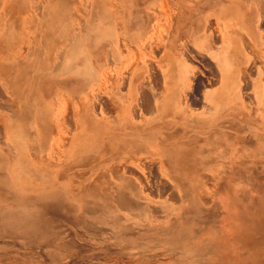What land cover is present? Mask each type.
<instances>
[{
    "label": "rangeland",
    "instance_id": "1",
    "mask_svg": "<svg viewBox=\"0 0 264 264\" xmlns=\"http://www.w3.org/2000/svg\"><path fill=\"white\" fill-rule=\"evenodd\" d=\"M192 1L0 0V264H264V143L249 137L262 131L245 122L225 131L256 156L230 155L234 138L193 134L167 140L172 150L157 157L133 155L136 170L128 172L147 206L138 214L111 202L118 184L95 195L102 168L124 171L126 149L157 141L143 132L154 122L146 105H157L149 71L161 72V35ZM207 1L206 16L225 6L208 9ZM152 32L156 53L147 44ZM130 80V113L146 121L136 119L130 135L124 124L111 140L103 103L122 98ZM163 111L175 115L172 105Z\"/></svg>",
    "mask_w": 264,
    "mask_h": 264
},
{
    "label": "crops",
    "instance_id": "2",
    "mask_svg": "<svg viewBox=\"0 0 264 264\" xmlns=\"http://www.w3.org/2000/svg\"><path fill=\"white\" fill-rule=\"evenodd\" d=\"M202 2H203V0H195V1H192V3L188 2V4H186V5L189 6V8H192V11L188 12V14L186 15L185 18L184 17L177 18V21L175 22L176 28H167L165 34L163 33L164 36L161 35V38L163 41L162 45H164L167 41V43L169 44V46L167 47V49H169L168 51H171L170 49H174V48L182 50V52L185 55L183 54L182 55L183 57H181V58L183 61H185V64H188V65H196V67L198 66V64L204 65V63L200 61L201 60L200 58L193 56L195 54L193 51H195L196 53H201V55H205V54H202V50L206 48V42L208 40V39L206 40V37H207L206 33L207 32L210 33V35L212 36V37L209 36L210 43H211L212 47L216 50L219 49V51H221L223 54H225V56H223L224 57L223 60H220L221 68H220V72H219L220 77H221V75L224 76L223 77L224 78L223 79V81H224L223 85L219 84L217 86L210 87V88L207 86L204 89L202 85L204 84L205 78H207V77L209 78L208 74H207L208 76H202L201 74H197L196 77H197L199 83L197 81L194 82L191 78V75L189 76V79L187 81V84H188L187 88L188 89L186 88V90L182 93V98L184 100L183 99L181 100V97L179 100L180 101L179 104L180 105L182 104L181 106H183L185 108L184 113L191 115L190 119L187 121V125H188V126L186 125L187 130L189 129V131H191L192 129L200 127V125L198 123L204 122V114L203 113H205V111H207L208 108H210L211 111L215 109V112H219V111H221V109L226 108V110H228L230 113H233L234 111L237 112L239 110L238 112H240L239 113L240 115L239 114L237 115L238 118H240L241 115L248 116V121H244L241 117L240 118L241 122H245V123L249 124V126L251 128L264 130V120H263L264 119V113H263L264 112V95L262 97H258V99L262 103L260 105V107L258 109H254L255 106H252L253 109L251 110V108H250L251 104L248 102L247 98L244 99L245 98V92L243 89V85L241 84V80H242V77L244 74L243 73L241 74L239 72V69L242 66H243V68H245V67L248 68L247 66H249V65H255L254 67H259V69H264V59L259 62L260 63L259 65H257V62H258L257 60L259 58V56L257 54V49H261V50L263 49L264 50V21H263L264 20V10H263L264 9V0H227L226 2H224L222 0H217V2L213 1V0H208L205 3V7L208 9H211L216 4H220V5L225 4V6H224V8H222L220 10H214V11L210 12L207 16L203 14V10H204L203 8L204 7H203ZM178 3L179 2H177L176 4H178ZM178 5H180V4H178ZM251 5H253L255 7V9L252 8ZM243 8H246L245 12L242 11L241 14H239L240 10ZM182 16H184V15H182ZM243 16H245V17H243ZM221 21H222V23L220 24V28H218L217 27L218 22H221ZM261 23H262V27L260 26ZM214 25L216 27H214ZM193 26H194V28L196 27L197 33H195L196 31L194 32ZM190 27H192V28H190ZM211 27H213V29L216 28L217 29L216 31L219 35L215 32V30H211ZM259 27H261V28H259ZM241 28H247V30H250V31L248 34H244L243 29L241 31ZM251 28L255 29V32L257 34V41L260 44V47H259L257 41H255L256 35L254 33L251 35ZM213 31L215 33H213ZM224 32H227L228 35H226ZM157 35H158V39H159V34H156L155 32H152L151 37L154 38ZM221 35H222V39H221ZM219 39H221V40H219ZM216 41H217V43H216ZM71 45H73V41L71 42ZM157 46H159V42H158ZM191 48L193 49V51ZM244 52H246V53H244ZM261 53L263 54L262 57L264 58V51H262ZM187 56H188V59L186 60ZM192 60H194V61H192ZM217 65L219 66V63H217ZM260 65H262V66H260ZM243 68H242V70H243ZM232 70H233V72H232ZM227 74H229V75H227ZM198 76H200V77L202 76V77L200 78ZM257 76H258V74L254 73L252 76L250 75L248 77V79H249V81L254 82V81H256ZM225 77H227V78H225ZM262 77L264 78V73H263ZM199 79H202L203 81L199 80ZM200 81L202 82V84ZM262 81L264 84V80H262ZM191 86H192V88H191ZM195 86H196V89H194ZM197 88H198V90L201 91V93H200V91H198L199 93H197ZM191 89H193V90L190 91ZM206 91H207V93H209V91H214L216 96L210 97V99H209L210 101L206 99V100H202V102L197 104V99H199L201 96H203V94H205ZM229 93H230V95H229ZM250 93H251L250 97H253V99H254L256 97V95L252 91H250ZM190 94H191V96H190ZM227 95H229L230 97L225 99V96L228 97ZM232 95H234V97H235L234 100H232ZM174 96H175V94H173V91H171V92H168L166 94V96H164V98L161 99V101L156 100L157 106H155V107L152 106L153 108H151V109H153L155 112L153 111V114L150 115V118L152 119L156 115V113H159V112H160V115H163L162 113H164V111L162 112V108L164 106L172 105L173 110H177V109H175L177 107L174 108V99L172 101V98H175ZM220 97H223V99ZM193 99H195V100H193ZM166 100H167V103L165 102ZM194 101H195V103H194ZM246 107H247V109H246ZM242 108H244L246 110L245 113L241 112ZM156 109H160V110H156ZM198 110H200V111H198ZM228 111H226L225 115H223V114L220 115L221 112H220V114L218 113L219 119L226 118L228 113H229ZM201 112L203 115L198 116V114ZM174 113H176V112H174ZM167 116H170V115H167ZM249 117L254 120L252 123L249 121ZM237 120H239V119H237ZM232 123L235 124V121ZM175 124H177V122ZM175 124H174V127H172V128H177ZM235 125H237V124H235ZM255 133L256 132L249 135V137H253V135ZM152 145L153 146L156 145L155 142H154V144H151V146ZM205 152H207V150ZM215 154H216V152H215ZM253 156H255V155H253ZM153 157H156V156H151V158H153ZM122 160H123L122 162H124V164H125L124 167L125 168L127 167L126 169H124V171L122 169H120V171H119V169H117V167H114L115 168L114 169L113 166L109 167V169L102 168L101 172L96 176V179H95V180H97V177L99 178L98 181H100V184L96 185V188H101V190H100V192H96L95 195H99L100 198L103 196H104V198L106 197L104 189L102 190V188H103L102 186L105 184V182L111 186L118 184V187H116L118 189L117 190L118 194H116L112 198V200L117 202V204L120 203L117 206L119 208H124V210H126L128 212H131L130 214H132V215L138 214V211L140 209L142 210L144 207L147 208V206L144 205L143 196L140 193V189H139L138 185H136V183L133 181V179H134L133 173L129 172L128 174H126V172H128L129 169L136 170V164L138 163V158H136V156L129 155V156H126ZM121 166H123V165H121ZM112 169H114L115 171L113 170V172H112ZM116 171H118V172H116ZM154 172H155V170H154ZM102 176H103V178L105 176H111V177L117 176L119 182L117 183L113 180L106 181L103 178L101 179ZM95 180H94V183L96 182ZM119 183H120V185H119ZM90 191H92L91 188H90ZM113 193L114 194L117 193L116 190H115V192L113 191ZM109 199L111 200V197ZM138 202H140V203L142 202V203L140 204ZM135 203H136V206H139L138 208L134 205ZM137 203L140 205H137ZM91 204H93V203H91ZM96 205H97V203L95 204V206ZM91 208L94 209V207H91ZM142 213H143V211L141 212V215H142ZM143 215H144V213H143Z\"/></svg>",
    "mask_w": 264,
    "mask_h": 264
},
{
    "label": "bare ground",
    "instance_id": "3",
    "mask_svg": "<svg viewBox=\"0 0 264 264\" xmlns=\"http://www.w3.org/2000/svg\"><path fill=\"white\" fill-rule=\"evenodd\" d=\"M260 3V2H259ZM264 10V9H263ZM262 13V12H261ZM262 17V16H261ZM264 21V20H263ZM212 26V25H211ZM210 29V28H209ZM211 30H215V32L217 33V29L213 27H211ZM224 31V30H223ZM213 31V33H215ZM221 32V31H220ZM226 35L227 32H224ZM233 33V32H232ZM218 34V33H217ZM207 37H206V48L202 50V54H205V55H201V53H196L195 51H192L195 53L193 56L195 57H198L200 58L201 62L204 63V67L206 68L205 72L208 73L209 75V78H205V81H204V84L202 85L203 88L205 89L207 86L210 88V87H214V86H217L219 84L223 85L224 81H223V75H221L220 77V68H221V65H220V60H223V56H225V54H223L221 51L216 50L212 47L211 43H210V39H209V36L212 37L210 35V33H206ZM219 35V34H218ZM163 36V35H162ZM216 36V35H215ZM217 37V36H216ZM165 38V37H164ZM167 38V37H166ZM215 38V37H214ZM245 38V37H244ZM149 39V42H147V44L150 45L151 49H152V52L156 53V50L157 48H159L157 45H158V35L155 36L154 38H150L148 37ZM170 39V38H169ZM174 39V38H173ZM221 39H222V35H221ZM219 39V40H221ZM165 40V39H164ZM218 40V39H217ZM148 41V40H147ZM135 42V41H134ZM215 42V41H214ZM127 43V42H126ZM142 43V42H141ZM217 43V41H216ZM146 44V43H145ZM125 45V44H124ZM162 45V44H161ZM127 46V45H126ZM144 46V45H143ZM169 46V44L166 43L164 45H162V52H157V53H162L164 54L163 58L161 59L160 61V66H161V72L157 70V68H153L152 66V71L150 70L149 72H151V76H152V81L155 82L153 83V85H158L156 88H155V91L157 92L156 93V100H160L162 98H164V96H166V94L168 92H171L173 91V94H175V98H174V108L177 109V110H174L175 115L172 116H167V115H160V112L159 113H156V115L152 118L154 120L153 124L150 125V127H147L143 130V132L145 133L146 137H150L154 140H157V141H154L156 145H152L149 149L148 148H143L141 151L140 149H132L131 147H129L128 149H126V154H129V155H137L139 153H147L148 155H151V156H159L160 153L162 152H168V151H171L172 148L170 147V149H165L166 147H168L169 145L171 144H166L168 143L167 140H171L174 139V138H179V137H184V136H187V135H190V134H193L195 135L196 137H199L201 140H209L210 138H213V137H216V138H219V137H224V138H234L236 139L235 141V144L236 146L233 147L232 149L230 148L228 153L232 156H235V155H238V153H240L238 155V157H244L248 154H251V155H257L255 152H251L249 153L247 151V149H245L244 147H239L243 141L240 139L238 140V134L237 133H229L228 131H225L226 129H230L234 132V130L236 132H238L237 130V125L233 124L232 122H234L235 120L239 119L237 117V115L240 113V112H233V113H228L227 117L226 118H221L219 119V114H220V111L219 112H215V109L211 111L210 108L207 109V111H205L204 114V122H201V123H198L200 125V127L198 128H195L193 129L192 131H189L187 130V127H186V123L187 121L190 119L191 115L190 114H185L184 113V107L181 106L179 103H180V97H181V100L183 99L182 98V93L186 90L188 84H187V81L189 79V76L191 75V78L192 80L195 82L197 81L198 82V79H197V74H195V72L193 73V68L195 69L196 68V65H188V64H185V61L182 60L181 55L179 54H184L182 52V50L180 51L179 49L177 48H174V49H170L171 51H168L169 49H167V47ZM117 47V46H116ZM128 47V46H127ZM141 47V46H140ZM122 49V48H121ZM156 49V50H154ZM190 49V50H191ZM252 50V49H251ZM250 51V50H249ZM248 51V52H249ZM192 52V53H193ZM204 52V53H203ZM190 53V52H189ZM191 53V54H192ZM254 53V52H253ZM232 54V53H231ZM158 55V54H157ZM156 55V56H157ZM185 55V54H184ZM187 55V54H186ZM254 56V55H253ZM256 56V55H255ZM159 57V56H157ZM186 57V56H185ZM208 57V58H207ZM153 58V57H152ZM226 58V57H225ZM256 58V57H255ZM47 59V58H46ZM155 59V58H154ZM153 59V60H154ZM188 59V56L186 58V60ZM257 59V58H256ZM152 60V59H151ZM214 60V61H213ZM81 61V60H80ZM158 61V60H157ZM194 61V60H192ZM258 61V60H257ZM151 62V61H150ZM156 62V61H155ZM154 62V63H155ZM143 63V62H142ZM216 63V64H215ZM217 63H219V66L217 65ZM251 63V62H250ZM253 63V62H252ZM239 64V63H238ZM110 65V64H109ZM144 65V64H143ZM150 65V63H149ZM158 66V65H157ZM201 66V65H200ZM255 65H249L247 66L248 68H243V66L239 69V72L243 75L242 77V80H241V84L243 85V89H244V92H245V98H247L248 102L251 104L250 108L251 110L253 109L252 106H255L254 109H258L260 107V105L262 104L260 102V100L258 99V97H262L264 95V84H263V81L264 78L262 77L263 76V73H264V69H259V67H254ZM262 66V65H261ZM145 67V66H144ZM198 67H199V64H198ZM159 68V67H158ZM219 68V69H218ZM235 68V67H234ZM243 68V70H242ZM151 69V68H150ZM199 69V68H198ZM233 69V68H232ZM204 70V69H203ZM234 70V69H233ZM232 70V72H233ZM118 71V70H117ZM231 71V70H230ZM235 71V70H234ZM263 71V72H262ZM160 72V73H159ZM202 72V71H201ZM204 72V76H206ZM125 73V72H124ZM237 73V72H236ZM258 74V76L256 77V81L252 82V81H249L248 77L253 74ZM207 75V76H208ZM229 75V74H227ZM237 75V74H236ZM226 76V75H225ZM238 76V75H237ZM147 77V76H146ZM200 77V76H198ZM202 77V76H201ZM200 77V78H201ZM227 78V77H225ZM197 79V80H196ZM207 79V80H206ZM86 80V79H85ZM199 80H202V79H199ZM133 80H130V82H127L126 85H127V89L126 90V93L123 95V97L121 98L120 95L119 98H113L112 100V103L108 106L107 103H103V107H104V110L102 109V112L104 114L105 117H101L102 120H104L106 123H107V127L110 128V132L108 134V138H111V140L115 139L116 137H119L122 135V133H124V135H127V134H134V131H132L131 129H133L137 122L135 121L136 119H140L141 120V123H144L146 120L141 116H139V114H136L135 112L134 113H130V108H131V101L133 100V96L135 94L134 92V87H133ZM203 81V80H202ZM125 82V80H124ZM159 82L161 84V86H159ZM201 82V81H200ZM199 83V82H198ZM235 83V82H234ZM240 83V82H239ZM124 84V83H123ZM148 84V83H147ZM202 84V82H201ZM200 84V85H201ZM122 85V84H121ZM149 85V84H148ZM194 85V84H193ZM196 85V84H195ZM199 85V86H200ZM117 86V85H116ZM124 87V85H122ZM140 86V85H139ZM142 86V85H141ZM198 86V85H197ZM234 86V85H233ZM254 86V87H253ZM192 88V86H191ZM199 88V87H198ZM197 88V93H199ZM222 88V87H221ZM227 88V87H226ZM124 89V88H123ZM188 89V88H187ZM196 89V86L195 88ZM118 90H121V89H118ZM124 90V91H125ZM141 90V88H140ZM161 92H160V91ZM193 89H191L190 91H192ZM239 90V89H238ZM94 91V90H93ZM98 91V90H97ZM236 91V90H235ZM250 91H252L256 97L253 99V97H250L251 96V93ZM99 92V91H98ZM160 92V93H159ZM195 92V91H194ZM230 92V91H229ZM201 93V91H200ZM235 93V92H234ZM233 93V94H234ZM237 93V92H236ZM239 93V92H238ZM98 94V93H97ZM232 94V93H231ZM244 94V93H243ZM99 95V94H98ZM144 95V94H143ZM197 95V94H196ZM226 95V94H225ZM230 95V93H229ZM227 95L228 97L225 96V99L226 98H229L230 96ZM116 96V97H118ZM147 96H148V93H147ZM145 96V97H147ZM149 96H151L149 94ZM148 96V97H149ZM191 96V94H190ZM195 96V95H194ZM213 96H216V94L214 93V91H209V93H206L203 94V96H201L199 99H197V104L202 102V100H209L210 97H213ZM95 97V96H94ZM100 97V95H99ZM224 97V96H223ZM223 97H220L223 99ZM102 98V97H101ZM143 98V96H142ZM151 98V97H150ZM150 98H147V100H150L149 101V104L152 103L151 99ZM190 98V97H189ZM192 98V97H191ZM197 98V97H196ZM234 95H232V100H234ZM237 98V97H236ZM106 99V98H105ZM103 100V99H102ZM123 100V102H122ZM184 100V99H183ZM188 100V99H187ZM195 100V99H193ZM199 100V101H198ZM238 100V99H237ZM144 101L145 98H144ZM173 101V99H172ZM210 101V100H209ZM227 101V100H226ZM229 101V100H228ZM143 102V100H142ZM148 102V101H147ZM167 103V100L165 101ZM225 102V101H224ZM223 102V103H224ZM247 102V101H246ZM102 103V102H100ZM144 103V102H143ZM146 103V102H145ZM144 103V104H145ZM193 103V102H192ZM195 103V101H194ZM228 103V102H227ZM107 104V106H105ZM196 104V105H197ZM247 104V103H246ZM143 105V104H142ZM146 105V104H145ZM180 105V106H179ZM245 105V104H244ZM144 106V105H143ZM147 107H149L148 109L150 110H147L149 112V116L153 114V109H150V106L146 105ZM152 106V104H151ZM157 106V105H156ZM209 106V105H208ZM134 108L132 109H136L135 106H133ZM145 107V106H144ZM153 107H155V103H153ZM152 107V108H153ZM241 107V106H240ZM160 108V107H159ZM249 108V107H248ZM143 109V108H142ZM155 109V108H154ZM226 109V108H225ZM236 109V108H235ZM247 109V107H246ZM137 110V109H136ZM156 110H160V109H156ZM132 111V110H131ZM145 111V109H144ZM155 112V111H154ZM219 113V114H218ZM256 113V112H255ZM264 113V112H263ZM131 114V115H130ZM146 114V112L144 113ZM163 114V113H162ZM202 112L198 114V116H202L203 115ZM217 114V115H216ZM247 114V113H246ZM249 114V113H248ZM258 114V113H257ZM225 115V114H224ZM240 115V114H239ZM195 118V117H194ZM263 118V117H262ZM151 119V120H152ZM202 119V118H201ZM242 119L244 121H248V116H242ZM203 120V119H202ZM264 120V119H263ZM68 121V120H67ZM177 122V124H175ZM68 123V122H67ZM128 123V124H126ZM126 124V129L127 130H131L129 132L124 131L121 133V127ZM174 124L176 125L177 128H172L174 127ZM112 125V127H111ZM118 125V127H117ZM148 125V124H147ZM179 125V126H178ZM182 125V126H181ZM198 125V126H199ZM120 126V127H119ZM188 126V125H187ZM195 126V125H194ZM197 126V125H196ZM119 129L120 132H115L116 129ZM136 128V127H135ZM224 129V130H223ZM123 130V129H122ZM262 132H256L253 137H256L258 140H261L262 143H264V130H261ZM242 135V134H241ZM55 136V135H54ZM201 136H204V139L201 138ZM190 138V137H189ZM160 145V146H159ZM163 146V147H162ZM166 146V147H164ZM149 147V146H148ZM162 149H159L161 148ZM117 150V149H116ZM224 150V149H223ZM222 150V151H223ZM120 151V150H119ZM216 152V154L218 153H222V151H218V150H214ZM124 152V150L122 151ZM224 152V151H223ZM227 152V150L225 151V153ZM260 152V151H259ZM118 154V153H117ZM106 156H109V155H106ZM119 156V155H118ZM217 156V155H216ZM112 158V157H111ZM148 158V157H147ZM242 158H239V159H242ZM135 159V158H134ZM142 159V158H141ZM144 159V158H143ZM100 163V162H99ZM98 163V164H99ZM153 164V163H152ZM211 164V163H210ZM243 164V162H242ZM122 165V164H121ZM154 165V164H153ZM244 165V164H243ZM98 166V165H97ZM124 166V165H123ZM119 167V166H118ZM117 167V168H118ZM114 168V166H113ZM120 168V167H119ZM127 168V167H126ZM157 168V167H156ZM115 169V168H114ZM112 169V172L113 170ZM121 169V168H120ZM119 169V171H120ZM155 169V167L153 168ZM92 170V169H91ZM115 171V170H114ZM118 172V171H116ZM126 172V171H125ZM132 172V171H131ZM115 173V172H114ZM126 173H129V172H126ZM135 173V172H134ZM158 173V172H157ZM95 174V173H94ZM136 174V173H135ZM114 175V174H113ZM213 176V175H212ZM96 177V176H95ZM106 177V176H105ZM208 177V175H207ZM59 178V177H58ZM103 178V176L101 177V179ZM107 178V177H106ZM155 178V177H154ZM94 179V178H93ZM104 179V178H103ZM99 178L97 177V180H95L96 182L94 183V185H98L100 184V181H98ZM86 181V180H85ZM108 181V180H106ZM92 182V181H91ZM105 182V181H104ZM106 183V182H105ZM112 184V183H111ZM90 185V184H89ZM158 185V184H157ZM170 185V184H169ZM110 186V185H109ZM151 186V185H150ZM91 188V187H90ZM115 188V187H114ZM146 189V187H145ZM112 192V191H110ZM166 192V191H165ZM114 194V193H113ZM115 194H118L115 193ZM172 195V194H171ZM170 195V196H171ZM100 197V196H99ZM104 197V196H103ZM76 198V197H75ZM119 198V197H118ZM119 200V199H118ZM113 200H111L112 202ZM133 201V200H132ZM121 202V201H120ZM116 203V202H114ZM140 203V202H138ZM137 205H140L138 204ZM120 204V203H119ZM118 204V205H119ZM136 206V203L134 204ZM152 206V205H150ZM137 208L139 206H136ZM95 209H97V205L96 207H94ZM99 209V208H98ZM102 209V208H101ZM103 210V209H102ZM153 210V209H152ZM140 212V211H139ZM152 212V211H151ZM131 213V212H130ZM134 214V213H133ZM153 214V213H152ZM62 217V216H61ZM156 217V216H155ZM105 229V228H104ZM96 233V232H95Z\"/></svg>",
    "mask_w": 264,
    "mask_h": 264
}]
</instances>
